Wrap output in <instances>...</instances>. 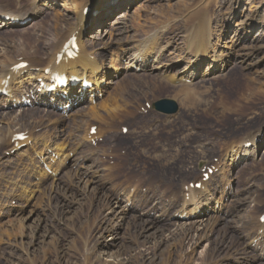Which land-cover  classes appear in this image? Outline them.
Segmentation results:
<instances>
[{
    "label": "rangeland",
    "instance_id": "rangeland-1",
    "mask_svg": "<svg viewBox=\"0 0 264 264\" xmlns=\"http://www.w3.org/2000/svg\"><path fill=\"white\" fill-rule=\"evenodd\" d=\"M200 1L135 0L130 7L125 5L119 8L120 10L106 11L108 15L102 19L95 32L102 38L106 32L118 37L128 27L131 31L121 39L132 38L134 35L135 40L143 38L139 29V32L137 30L135 32L131 18L120 27L112 28L116 17L112 16V13L119 10L118 14L124 11L132 16H135V12H141L145 20L150 19L154 24H172L174 28L168 36L182 35L183 31L192 28V23L185 22V17H188L191 11L196 14V19L198 18L195 24L199 23L204 10L203 2ZM208 1L212 3L209 14L213 30L215 34L217 31L223 32V42L233 46L231 47L233 58L223 76L194 82L199 89L196 106L183 105V97L176 95L175 88L161 86L157 76L150 77L152 70L149 69L146 73L128 71L125 68L128 62L126 59L122 63L123 71L104 93L105 98L117 93L114 94V98L118 104L130 106L129 112L122 113L121 119L116 121L117 123L122 121L119 126L126 123L124 126L129 127L130 134L125 136L126 139L122 137L123 140L117 138V133L111 134L110 137L114 146L111 147L117 150V158L114 161L118 164L120 178H113L108 173L109 177L101 168L102 173L98 177L99 179L101 177L102 186L109 195L115 194L120 197L125 193L124 201L121 200L120 203L122 206L120 210L123 208L128 212L125 220L117 215L119 208L110 210L105 199L100 201L94 193L85 192L84 189L78 195L68 198L66 207H62L63 197L57 193L56 195L53 189L57 188L61 181L59 179L66 182V185L67 182L68 185L75 182V170L70 169L71 166L69 172L65 173L68 169L65 168L58 179L54 180L47 174L46 179L42 180L41 189L37 190L35 185L40 181L34 175L37 167L42 166L36 163L31 165L30 154H34L31 148L26 146L23 150H15L14 155L7 151L9 148L7 144L0 148V179L5 174L9 177L14 173L12 178L17 177L18 181L14 191L8 190V194H4L6 178L2 177L0 180V264H241V257L246 254L244 249L250 242L257 247V252L253 250L251 254L245 255L249 259L247 264H264L260 252L264 249V234L261 238L257 233L260 232L259 218L264 213V139L260 143L258 154L239 162L237 166H233L234 168L231 167L227 172V178L216 177L219 172L217 175L213 174L214 178H210L209 182H212L213 187H210L212 196H209V199L221 200L225 216L222 217V213L212 214L210 217L206 215L207 218H213V222L219 217L220 222L214 231L205 232L203 227L199 229L198 226L189 232L186 229L184 231L180 225L195 222L178 220L177 216L182 210L185 197H180L178 202L175 198L179 196L183 184L194 181L195 178L199 179V169L212 167L218 169L222 157L234 142L236 144L245 139L252 140L253 136L264 128V36L258 30L241 43V40H238L241 37V30L238 29L237 32V26L248 18L251 7L261 4L264 0H243L245 7L243 15L237 14L238 11L241 12V1L239 3H236L237 0ZM34 2L35 0H0V12L27 9ZM99 5L96 9L102 7L101 3ZM61 6L62 4L53 5L46 9V13L38 16L26 29L0 31V61L17 58L23 54V49L29 52L37 46L34 52L37 53L38 47L42 50L44 47L42 37L51 34L56 17L63 16L64 8ZM234 6L237 7L236 13L232 10ZM106 7L108 9V5ZM101 47L96 45V53L103 51ZM250 47L259 49L245 65L241 63L243 55L247 54L244 48ZM112 57L107 52L104 60L107 62ZM249 86L253 89L256 86L258 95L246 91ZM117 87L119 90L115 91ZM164 99L178 103L179 112L175 116H165L156 112L146 116L138 115L140 106L147 103L152 105ZM100 101L97 100L96 105L100 104ZM221 102L233 105L237 111L224 115ZM3 105L0 102L2 116L10 114L13 116L12 119L18 116L21 118V114L25 112L22 118L26 120L23 123L31 126L28 131H31L33 136L53 134L58 142L68 141L72 146L79 140L84 141V137L81 136L83 133L86 135V132L83 130L72 132L70 125L74 126V121L81 119L80 112L87 106H81L66 118L58 113L64 119L60 127L67 132L57 134L50 132V128L55 124L53 120L58 117H54L50 122L49 118L42 117L46 114L42 109L9 111L3 109ZM2 127L4 128V125L0 123V131ZM108 147L107 149L110 148ZM98 149L106 153L104 146H98ZM96 150L87 144L83 150L81 147L72 149L78 159L77 164L81 159L84 161L90 156L89 162L80 164L88 163L87 166L92 164L93 168L100 166L101 161L104 162L102 153ZM219 159L218 164H212ZM112 170L113 168H109L108 171ZM138 173L141 174V179L137 178ZM49 178L53 182H50ZM128 181L147 186L148 193H144L145 197L151 204L157 203V206L149 209L146 215L141 206L137 207L139 209L137 212L132 207L135 206L137 194L131 197L126 188H123ZM231 182L234 193L231 190L226 191V186ZM23 183H28V189L35 191L31 198L23 194L21 189ZM127 188L129 190V187ZM13 199L16 200L15 205L10 204V200ZM240 203L244 205L240 206ZM154 213L163 214L164 218L167 216L164 219L166 227L159 228L163 229L162 233L155 229L144 232L140 221L138 225L135 224L138 218L145 220L147 215L156 217L157 215L152 216ZM33 235L37 236L33 238ZM253 236L254 240H251Z\"/></svg>",
    "mask_w": 264,
    "mask_h": 264
},
{
    "label": "bare ground",
    "instance_id": "bare-ground-1",
    "mask_svg": "<svg viewBox=\"0 0 264 264\" xmlns=\"http://www.w3.org/2000/svg\"><path fill=\"white\" fill-rule=\"evenodd\" d=\"M134 1L135 0H35V2L27 9H16L8 13L0 12V31L26 29L29 25L33 24L32 22L37 19L38 16H41L44 12L46 13L45 10L51 8L53 5L60 6V4H62L61 7L64 8L65 12L62 13V17H56L55 24L53 25V29L50 32L51 34L42 37L44 40V47L42 50L39 47L37 48V50L40 52H34L36 51L35 48L37 47L35 46L29 52H25L23 49V54L15 59L7 60L5 62L0 61V91L2 89L3 81L8 76H11L10 88L13 90V97L20 95L19 98H17L20 102L23 96H27L30 92L38 91L40 88L39 80L48 83L49 77H47L45 73L47 70L57 69L59 72L66 73L69 76L74 75L79 78H87L94 82L98 91V94H96L97 98L95 100L97 102V100H100V93L107 92L108 87L114 84V79H116V77L120 75L121 71H123L122 63L123 60L126 59L128 62L125 68L128 71L136 72L140 69L142 72L146 73L149 69L152 70L150 77L154 78L157 76L159 78V85L161 86H171L175 88L176 95L183 97V105L187 107L196 106L198 102L196 97L198 96L199 89L196 88L194 82L196 80L198 81L199 79L208 81L211 78H217L221 75L223 76L230 66L231 59L233 58V51L231 49L233 46H229L226 44V42H223L224 38L222 36V31H217V34H215L213 30L211 17L209 14V9L211 7L210 4L212 3L208 0H201L203 3L201 1L200 2L202 3L204 10L200 17L199 23L197 22L198 24H195V21H197L198 18L196 19V14L194 15V12L190 10V15L188 17L184 16L186 18L184 19L186 24H193H191L192 28H189L186 32L183 31L182 35L170 37L168 35H171L170 31L174 28L172 24H154L150 19L145 20L141 15V12H135V16H132V14H129L128 12L125 13L124 11H121V13L118 14V11L120 10L119 8H122L125 5L130 7L131 3ZM240 1L241 12L238 11L237 14L243 15L245 10V7L243 6V0H237L236 3H239ZM100 3L102 4V7L100 9H96L97 11L99 10L98 14L95 13L94 10L89 14V16H85V9L92 6L96 8ZM106 5H108V9ZM236 6H234L232 9L234 13L237 12ZM114 9L119 10L112 13V16H116L113 22V27L116 29L115 26L120 27V25H123L129 18H131L135 32H137L139 29L143 35V38L140 40H135L136 36L134 35L132 38L127 37L121 39V37H124L131 31V29L128 30V27L126 28V31L123 34L120 33L118 37L114 36L115 34L109 32H106L104 38H102V36L99 37L96 35L97 32H95V29L102 22V19L108 15L106 11ZM234 13L232 15H234ZM4 16L19 18L21 21L31 18V21L24 27L11 26L2 20V17ZM228 24L230 25V23ZM148 25H150L149 28L147 27ZM238 29L241 30V37L238 39L239 41L241 40V43L252 37V35L258 30H260L262 36H264V1L259 5L251 7L248 18L241 25L237 26V32ZM73 36L77 37V41L79 43V58L76 61H70L68 63L63 62L59 67H56L57 58L59 54H61L65 43ZM165 43L167 44L165 45ZM97 44L102 46L101 49L103 51L101 53H96L95 51ZM244 49L247 54L243 55V60H241V63L246 65L248 60L256 55L259 48L250 47ZM107 52L113 57L111 60L106 62V60H104V56L107 54ZM24 62L29 63L30 67L19 73L13 71V67ZM181 66L183 67L180 68ZM252 81L253 80H251V82ZM187 82H190L192 85H187ZM254 87L256 88V86ZM255 88L253 89L249 86L247 87L246 91L248 90L250 93H252V95H258V91ZM117 90H119V87L115 89V91ZM67 91L72 95H75L76 93L75 89H68ZM114 94L109 95L107 98L103 96V99L100 101L101 103L97 105L96 102L94 103L93 98L84 102L87 108L80 112L81 119L74 121V126H69L72 132H80L81 130L86 132L84 141L79 140L74 144V146H72L68 141H62L61 143L58 142L57 137H55L53 134L50 136H33L30 133L31 131H28L31 126L27 123H23V121L26 120L25 118H22L25 112L21 114V118H18L20 117L18 116L14 119H12L13 116L11 117L10 114L2 116L0 113V123L4 125V128H1L2 131H0V148L2 149L7 144V147H9L7 151L13 154L15 150H23L26 146H30L34 153L32 155L30 154L31 160L33 161V157L37 155L42 158L43 162L45 163H47L46 160H48L47 166L55 174V176L52 175L53 179H58V176L62 173V171H64L65 168H68L65 164L66 160L71 158L69 153H74L72 149L74 147H81V150H83L85 145L88 143L87 135L91 130V127H93V123L100 122L107 124L110 121L112 129H115L114 127L118 125L116 121L121 119L123 116L122 113L129 112L128 110L130 106L119 105L114 98ZM250 99L253 100L252 98ZM52 100L56 101L58 106L65 104V102L60 97H48L47 95L41 94L35 96L33 103L36 104L38 102L40 104V107L35 108L36 111H41L42 109V111L46 114L41 116L46 119L49 118L50 122L54 119V117H58L56 120H53L55 124L52 128H50V132H57V134L58 132H67L60 127V125L63 124L64 119L59 116L57 112L49 109L51 107L50 101ZM0 102L1 104H4L3 109L5 107L11 109V98H6L0 95ZM221 103L224 108V115L237 111L233 105L229 103ZM131 117H133V115H131ZM90 121H93V123ZM119 125H121V123ZM23 128H25V130H22ZM98 132L99 137H103L107 130L99 129ZM263 132L264 128L261 132L258 131L253 136V138L250 136L252 140L245 139L242 142L240 141V143L236 144L234 142V145H232L230 149L227 150V152L225 151L226 153L220 162L221 166L218 167L219 174L216 177H221L222 179L227 178V172L231 167L246 160L247 156L249 155L250 157H255L259 150L256 139L259 136L260 138L263 136L264 139ZM22 133H28L29 140L19 144L13 142L14 136ZM62 136L64 135L62 134ZM248 143H252V149L246 148ZM52 154H54L55 158L53 161L49 162V159L53 157ZM73 160V166L70 169L75 170V173L73 172L75 182L69 185L67 182L66 185V182H64L62 179H59L61 181L57 184V188H54L55 182L53 183V191L55 194H60V197H63V201L61 202L62 207H66V204L69 200L68 198L78 195V193L82 192L84 189L85 192L89 191L94 193V195L100 201L105 199L106 206H108L110 210L113 211V209L119 208L117 215L120 217V219L125 220L127 218L126 216L128 212L123 210V208L120 210L122 207L120 204L122 202L120 197L115 194L109 195L102 186L101 177L100 179L98 178L99 174L102 173V170L97 167V170L95 169L92 171L93 166L92 164L87 166L88 163L86 165L78 164L77 168L73 169V167L76 166L78 162L76 155H74ZM90 160L91 158L89 156L86 157L83 162L86 163ZM70 169L68 168L65 170V173L69 172ZM13 175L14 173H12L9 177H7L8 174L2 176L6 178L4 185L6 192L4 194H8V190L14 191V188L18 186L17 177L16 179H13ZM35 175L38 176V178L40 177L42 180H45L47 177V173L41 167H37ZM203 178H200L197 183H202L204 189L190 190L189 195L191 196V199L186 201V198H184L182 202V210L177 215L178 220L187 219L189 221H192L193 216H196L195 220L193 221L195 223H191L190 225H180L184 231L186 229L189 232L191 229L197 226L199 229L203 227L205 232H212L215 230L218 223L220 222L219 217L217 221L213 222V218H209L210 216L208 218L206 215V218L197 216L199 210H208L211 211L212 214L217 215L222 213L221 216L225 217L221 207V200L209 199V196H212V182L210 183L208 181L203 183ZM211 178H214V176ZM35 186L36 189L41 187L39 184H36ZM21 189L23 194L28 198H31L35 192L32 189H28V183H23ZM62 193L64 194L61 195ZM127 202H129V198L127 199ZM242 205L244 204L240 203V206ZM134 218L136 219V217ZM139 221L141 222V227L144 232H149V230L155 229L156 231L159 230V233H162L163 229L160 230L159 228L162 226L166 227L164 225L165 221L163 214L157 215L156 217L147 215L145 220L138 218L137 222H134H136L135 224L138 225ZM258 227L260 231L263 230L264 234V227L260 224V222H258ZM36 236L37 235H33V238ZM259 237L263 238V235H260ZM252 240H254V236ZM253 250L257 252V247L253 246L252 242L246 246L244 253H246L245 255H248L251 254ZM260 252L264 256V249ZM245 255L241 257V264H247L249 262V259Z\"/></svg>",
    "mask_w": 264,
    "mask_h": 264
},
{
    "label": "water",
    "instance_id": "water-1",
    "mask_svg": "<svg viewBox=\"0 0 264 264\" xmlns=\"http://www.w3.org/2000/svg\"><path fill=\"white\" fill-rule=\"evenodd\" d=\"M156 111L166 115H173L178 112V105L174 101L163 100L154 105Z\"/></svg>",
    "mask_w": 264,
    "mask_h": 264
}]
</instances>
